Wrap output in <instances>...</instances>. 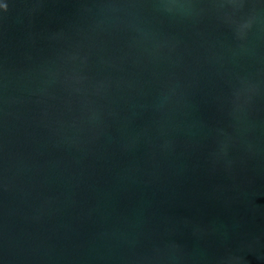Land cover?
I'll return each mask as SVG.
<instances>
[{
  "label": "water",
  "instance_id": "95a60500",
  "mask_svg": "<svg viewBox=\"0 0 264 264\" xmlns=\"http://www.w3.org/2000/svg\"><path fill=\"white\" fill-rule=\"evenodd\" d=\"M0 264H264V0H0Z\"/></svg>",
  "mask_w": 264,
  "mask_h": 264
}]
</instances>
